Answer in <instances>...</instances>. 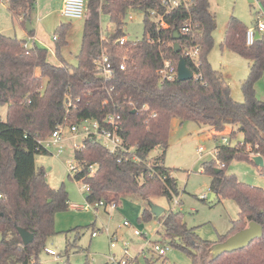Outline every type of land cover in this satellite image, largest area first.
I'll use <instances>...</instances> for the list:
<instances>
[{
  "label": "trees",
  "instance_id": "16d2710c",
  "mask_svg": "<svg viewBox=\"0 0 264 264\" xmlns=\"http://www.w3.org/2000/svg\"><path fill=\"white\" fill-rule=\"evenodd\" d=\"M258 2L264 9V0ZM209 5V0H194L187 9L166 12L160 0H87L76 66L61 56V49L67 45L69 23L59 25L55 31L58 66L48 62V52L43 47L25 48L24 41L0 34V105L7 108L5 121H0V264H41L39 256L47 240L55 235V215L68 210L63 186L50 187L45 170L36 167V156L49 153L40 142L59 127L87 120L103 125L109 114L121 117L119 135L124 150L111 153L94 136H88L73 153L81 169L73 179L88 186L87 203H114L118 207L123 197L148 203L164 197L173 202L179 189L172 170L164 166L172 120L209 127L214 138L230 127V140L238 134L242 140L234 147L221 143L215 148L214 159L202 164L203 173L210 179L209 190L216 195L211 203L227 198L238 207L237 219L218 243L250 222L262 226L263 236L243 250L202 264H264V191L225 172L234 160L253 163L255 156L264 159V102L257 100L254 91L264 73V37L248 46L247 29L240 20L231 16L225 27L220 48L249 64L248 76L241 83L243 102L237 103L223 75L208 61L216 28ZM8 7L18 24L26 28L35 0H9ZM131 10L143 14V38L127 43L131 54L124 70L117 68L114 77L105 80L95 71L94 60L104 50L116 52L114 42L124 36L123 20ZM151 12L162 16L166 28L156 26ZM101 15L115 27L104 39ZM185 21H189L192 33H181ZM174 31L179 35L181 50L198 48V57L196 64L184 58L193 72L191 80L163 82L158 69L166 60L176 66L182 54L174 53ZM117 62L114 60L115 65ZM155 149L160 154L148 160ZM260 173L264 176V166ZM141 218L145 222L162 221L171 244L187 252L192 264H200L198 256L188 251L198 238L186 228L180 213L164 210L161 216L154 217L148 207ZM18 229L32 234L33 242L24 246ZM174 237H180V243H174ZM71 246L66 243L65 255ZM211 246L209 242L203 244L204 249Z\"/></svg>",
  "mask_w": 264,
  "mask_h": 264
},
{
  "label": "rangeland",
  "instance_id": "374dc122",
  "mask_svg": "<svg viewBox=\"0 0 264 264\" xmlns=\"http://www.w3.org/2000/svg\"><path fill=\"white\" fill-rule=\"evenodd\" d=\"M61 4L62 0H35V10L31 12L29 20L31 26L37 24L40 27L39 37L47 46L44 49L48 52V62L56 66L59 62L55 57L56 41L52 38L57 39L55 31L59 25L69 23L67 45L61 49V56L67 63L76 66L85 18L69 20L62 17ZM209 4V11L215 15L216 28L212 34L214 45L208 55V61L214 70L224 74L225 77H223L230 87L233 100L242 103L241 83L248 76L249 64L238 55L221 49L220 45L231 16L240 20L247 30L254 29L257 17L264 14V9L258 0L253 2L209 0ZM100 20L101 35L106 38L114 32L115 27L105 15H101ZM123 21L122 31L127 40L140 41L144 34L143 14L131 10ZM19 26L9 10L8 2L0 3V34L8 37L16 35L18 40H22ZM49 47H52V50ZM254 91L257 100L264 102V73L255 83ZM6 111V106L0 105V121H5ZM224 134L227 135L226 139L232 147L242 140L241 134L230 140L229 133L225 130L214 138L207 129L193 122H184L181 126L174 128L169 136L164 166L172 170V176L177 181L178 204L175 205L164 197L150 200L151 203L162 207L166 213L173 211L181 214L186 228L192 230L198 238L189 245L188 251L198 256L200 264L209 259L208 249H204L203 244L218 243L220 236L225 235L232 221L237 219V207L234 201L225 198L214 204L210 202V179L202 171V164L214 159V150L216 146L221 145L220 135ZM81 143L82 137L71 134L69 126H65L62 129L60 142L50 146L48 154L36 156V167H42L45 170L48 185L52 188L63 186L68 195V205L78 207L74 210L68 208L66 211L58 212L54 218L55 235L47 240L46 248L57 252L61 260L55 261L43 251L39 256L40 263L106 264L111 255L120 257L122 250L127 248L129 256L136 258L134 264H192V259L187 252L171 244L162 221L142 220L141 216L148 208V202L123 197L119 201V206L111 211L101 207L95 209L85 201L83 183L73 179V174L69 172L67 166V163L73 160L74 146ZM104 145L108 144L105 142ZM60 147L63 148L61 154L58 153ZM199 147L204 149L202 155L198 153ZM160 152L159 149L153 150L148 160L156 158ZM225 172L228 175H234L239 182L247 186L264 191V176L260 173V168L253 163L234 160L226 167ZM86 206L90 208L85 210ZM124 222H128L130 226L124 227ZM134 229L145 234L147 240L134 236ZM93 233L96 234L94 238ZM111 236L116 239L114 250H110ZM179 239L180 237H174V243H180ZM148 240L151 244L166 247L165 255L159 257L151 252ZM66 243L72 244L67 255H65Z\"/></svg>",
  "mask_w": 264,
  "mask_h": 264
},
{
  "label": "built area",
  "instance_id": "2783aa9c",
  "mask_svg": "<svg viewBox=\"0 0 264 264\" xmlns=\"http://www.w3.org/2000/svg\"><path fill=\"white\" fill-rule=\"evenodd\" d=\"M9 0H0V3H6ZM194 0H160L161 6L169 12L176 8H188L190 4ZM87 13V2L85 0H63L62 6L60 9V15L66 19L74 20V19H81L85 18ZM263 13V12H261ZM150 17L156 23L157 27L166 28V24L161 15L157 14L156 12H151ZM130 18V17H129ZM263 20V21H262ZM182 34H189L192 33V28L189 21H185L182 28ZM255 33L260 36L264 37V14H260L256 20V26L254 29H248L246 31V44L248 46L252 45L255 40ZM102 39H104L102 37ZM34 41V39H31ZM56 40L53 37V41ZM129 41L125 36L118 38L114 45L117 49L114 54H110L108 51H102L101 55L94 60V68L95 71L103 77L105 80H109L114 77L115 71L118 68L119 70H124L125 62L128 60L129 54H131V50L129 49L127 43ZM25 48H31L28 42L24 43ZM182 54L181 57L189 59L191 62L195 63L198 57V48L187 47L184 50H181ZM114 60L118 61L115 65ZM196 64V63H195ZM157 75L160 81H172L175 78L177 79V65L175 66L174 63L170 60H166L163 62V65L157 71ZM64 127H59L56 129L51 136L46 140L40 142L45 150L48 151L49 147L58 144L60 142V137L62 134V129ZM121 130V117L117 114H109L105 117L103 125H100L94 121H84L79 125H73L69 127V132L73 135H80L83 138L88 136H94L97 141L101 142L105 148H107L111 153L115 152L116 150H124L123 148V141L119 135V131ZM226 134L220 135L222 137V144L228 145L229 142L226 139ZM108 145H104V143ZM82 147V145H75L74 150H78ZM133 151V149H130ZM49 152V151H48ZM63 152V148H59L58 153L61 154ZM204 149L202 147L198 148V153L202 155ZM133 160H138L137 156H132ZM69 172L73 174V177L78 174L81 169L78 163L73 159L67 163ZM90 174L93 173V168H89ZM71 176V175H70ZM89 190L87 185H84V191L87 193ZM89 204V203H88ZM173 204L177 205L178 200L175 198L173 200ZM92 205V204H89ZM96 208H103L104 210L110 209L115 210L117 207L114 203L105 205L103 202H99L95 205H92ZM78 207H74L77 209ZM90 207L86 206L84 209L88 210ZM124 227H129L130 224L128 222L123 223ZM133 235L136 237H143L147 240V236L145 234H141L138 230H133ZM92 237H96V234H92ZM115 242L116 239L114 236L110 237V250L115 249ZM148 243L151 245V252H154L159 257H163L166 253L167 248L159 246L158 244H151L148 240ZM45 253L53 257L55 261L61 260V256L52 249L45 248ZM136 258H131L128 254L127 248L122 250L120 257H115L111 255L106 264H134Z\"/></svg>",
  "mask_w": 264,
  "mask_h": 264
},
{
  "label": "water",
  "instance_id": "95a60500",
  "mask_svg": "<svg viewBox=\"0 0 264 264\" xmlns=\"http://www.w3.org/2000/svg\"><path fill=\"white\" fill-rule=\"evenodd\" d=\"M252 2V0H249ZM26 29L31 28L30 22H26ZM259 38V35L255 33V39ZM172 40L174 41V53H179L181 48L178 44L179 35L176 31L173 32ZM193 78V72L187 67L186 62L183 57H180L177 62V80L180 82L188 81ZM255 166L262 168L264 166V160L260 156H255L252 158ZM215 195L212 193L211 197ZM212 200H210L211 202ZM151 214L154 217H159L164 213V209L158 205L151 202L148 203ZM18 234L22 240L24 246H27L33 242V235L26 232L25 230L18 229ZM263 236V228L261 225L250 222L247 227L228 237L223 242L213 244L208 249L209 261H215L223 254H231L248 247L253 241L260 239Z\"/></svg>",
  "mask_w": 264,
  "mask_h": 264
},
{
  "label": "crops",
  "instance_id": "0c3cea01",
  "mask_svg": "<svg viewBox=\"0 0 264 264\" xmlns=\"http://www.w3.org/2000/svg\"><path fill=\"white\" fill-rule=\"evenodd\" d=\"M62 2H63V0H62ZM252 2H253V0H252ZM61 6H62V4H61ZM28 21L30 22V20H28ZM30 25H31V23H30ZM39 31H40V27L37 24L34 25V26H31V28H29L28 30L26 28H24V27L19 26V34L21 35L22 41L28 42V44L31 47H33V45H37V46H40V47H43V48L47 47L46 44L44 43L45 41L41 40V38L39 37V35H40ZM15 38H16V35H15ZM31 39H34V41H32ZM19 40H21V39H19ZM49 49L52 50V47H49ZM36 73L38 74V71H36ZM223 76H224V74H223ZM182 124L183 123L179 122L177 119L172 120L171 127H170V133L173 131L174 128L178 127L179 125L181 126ZM201 127H204L205 129H207V132H209V134H213V131H212L211 128L205 127V126H201ZM230 131H231L230 127H227L225 129V132H227V133H230ZM208 138H209V135H208ZM214 154H215V150H214ZM210 193L212 195V192H210ZM210 200H212L211 202L216 200V195L213 198L211 197ZM74 207H75V205H70V204L68 205V208H70V209L74 210ZM236 207H237V205H236ZM237 216H238V207H237Z\"/></svg>",
  "mask_w": 264,
  "mask_h": 264
}]
</instances>
